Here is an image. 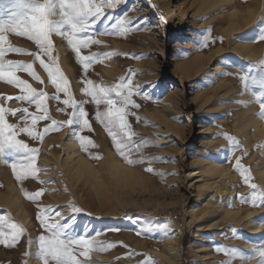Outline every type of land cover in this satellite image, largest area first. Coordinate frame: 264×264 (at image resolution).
Returning <instances> with one entry per match:
<instances>
[{
  "label": "rangeland",
  "instance_id": "1",
  "mask_svg": "<svg viewBox=\"0 0 264 264\" xmlns=\"http://www.w3.org/2000/svg\"><path fill=\"white\" fill-rule=\"evenodd\" d=\"M129 4L136 9H143L129 13L133 21L146 17L149 27L146 31L142 30L124 38L97 37L102 45L92 46L84 51V55L89 52H116L119 55L94 64L88 70L87 78L112 85L121 78H127L130 71H133L135 86L151 97L148 100L140 96L134 97L135 102L140 105L138 109H132L133 115L129 116V122L138 134L135 139L148 140L159 145L144 147L146 157H158L172 162L126 166L116 153L111 137L95 120V106L86 104L85 109L89 112L93 130L89 132L85 129L79 134L89 136L98 145L92 151L103 159L97 162L85 152L83 154L93 167L105 163L108 169L110 154L114 153L126 166L131 177L128 186L118 184L113 177L107 178L108 185L102 190L104 205L100 208L93 189V178L89 174H73L64 166L68 157L65 142L71 130L65 127L57 131L47 120H40L37 128L43 135V141H32L30 146L40 150L37 166L48 169L47 172L39 174V180L52 183L41 185L37 180L29 179L24 182V187L29 192H36L44 187L46 191L40 198V205L58 209L66 218L71 217L68 206L72 203L82 208L83 212L77 217L78 230L82 231L85 225L96 231L109 227L121 229L118 232L105 231L99 237L100 241L115 243L117 247L104 253L93 252L88 264H137V261L144 259L142 255L130 256V252L146 253L159 264H222L225 257L214 252V242L250 252L255 246L254 241L264 236V223L259 222L264 218V207L241 204L236 199L238 195H247L250 191L247 186H242V177L235 170L238 158H242L241 163L250 170L253 182L264 188L263 181L258 177L259 168L264 163V148L257 147L264 145V137H253L248 144L238 133L236 126L239 124L238 119L247 111L243 103H248V95L242 94L240 83L234 78L238 71L233 66L240 63L255 64L264 58V43L251 44L258 54L252 60L240 51L239 44L242 43L235 39L252 31L259 17L264 15L262 0H248L247 4L236 0L237 8L241 11L238 17L233 16V8L229 5L204 7L202 0H129ZM250 8H255V13L248 18L247 12ZM172 10L176 11L174 17L171 15ZM206 29L212 30L215 42L200 49L198 45L202 39L201 34ZM9 39L16 47L29 52L36 51L35 45L25 38L11 36ZM53 42L54 55L59 57V67L70 82L75 99L80 101L84 99L82 78L85 74L66 42L59 36H54ZM63 49L69 57L73 73H69L63 65ZM225 57L230 61L227 64L222 63ZM6 59L32 62V57L18 54H7ZM107 65L113 70L111 74L105 71ZM37 72L47 86L38 84L26 73L17 75L38 91L46 92L49 97L56 95L55 88L48 82L47 74L38 67ZM222 72H230L232 75L221 76ZM20 94L16 86L0 81V97H5L0 99V105L13 109L28 107L29 113L40 114L35 105L28 106L14 99ZM59 95L61 100L66 98L63 93ZM7 97L13 99H6ZM47 106L51 119L57 122L68 119L65 113L59 111L65 107L63 103L50 99ZM229 113L230 115H226ZM258 113L259 107L256 105L257 117ZM205 116L210 117L208 122L204 121ZM7 119L10 123L21 122L10 115ZM45 127L50 129L46 134L43 132ZM224 133L236 137L247 154L236 151L230 157L231 163L227 162L224 150L229 148V142L222 138ZM207 158H213L217 163L225 162L226 174L222 178L215 177L214 181L217 183L214 191L207 190L203 185L205 181H214L199 174V168ZM149 166L157 172L175 175H168L162 181L159 176L143 170ZM13 195L20 197V206H10ZM230 197L234 198L232 206L226 210L224 207V210L221 209L220 203L224 204ZM208 200L215 206L206 210ZM197 204L199 220H196L199 222L195 220L192 223L189 212ZM216 209L218 211L215 212ZM203 210L207 212L204 215ZM3 214H10L13 220L22 224L33 239L40 234L41 229L36 219L37 206L25 197L11 169L0 166V215ZM126 216L151 218L155 222L168 221L169 234H174V238L160 242L159 238L139 236L135 231L137 220H127ZM252 224L260 225L261 229L251 232L249 228ZM230 228L237 229L243 238L231 239L233 233L228 231ZM221 233H226L227 238ZM156 235L159 236L158 233ZM178 236L181 238V248L175 245ZM168 242H173V250L177 248L174 252L172 248L170 251L166 248ZM25 250L26 244L23 240L18 249L8 250L0 246V264H22V253ZM172 253L174 254L171 256ZM163 255L168 257L164 259ZM35 263L34 260L30 261V264ZM252 264H257V261H252Z\"/></svg>",
  "mask_w": 264,
  "mask_h": 264
},
{
  "label": "snow or ice",
  "instance_id": "2",
  "mask_svg": "<svg viewBox=\"0 0 264 264\" xmlns=\"http://www.w3.org/2000/svg\"><path fill=\"white\" fill-rule=\"evenodd\" d=\"M242 3L247 4L248 0H242ZM149 7L155 6L149 5ZM131 11H143V9H136L129 4V0H0V81L16 86L21 94L14 99L28 106L35 105L40 113H29L28 107L13 109L0 105V166L11 169L25 197L37 206L36 219L41 229L40 234L33 239L24 226L13 220L10 214L0 215V246L8 250L18 249V245L23 240L26 250L22 253V264H30L32 260L36 264H88L93 252L104 253L117 247L115 243L100 241L99 237L103 236L105 231H121L118 227L96 231L88 225H85L82 231L78 230L77 217L83 212L82 208L72 203L68 206L71 217L66 218L62 211L40 205V198L46 191L44 187L36 192H29L24 187V182L29 179L37 180L41 185L52 183V181L39 180V174L47 172L48 169L37 166L40 150L30 146L32 141L41 143L43 141V135L37 128L38 121L47 120L57 131L65 127L69 128L72 138L79 143L81 150L98 162L103 157L92 151L98 145L89 136L79 134L85 129L89 132L93 130L89 112L85 109L86 104H92L95 106V120L111 137L116 153L126 166L139 167L155 162H172L158 157H146L143 152L144 147H159V145L148 140L135 139L138 134L132 128L129 116L133 115L131 110L138 109L140 105L135 102L134 97L140 96L145 100L151 97L135 86L133 71H130L127 78H121L118 83L112 85L87 78L88 70L94 64L119 55L116 52H89L84 55V51L92 46L102 45L97 37L124 38L142 30L146 31L149 27L146 17L133 21L129 15ZM262 11H264V0H262ZM211 33V29H206L201 34L202 39L198 45L200 49L207 48L210 43L215 42ZM11 36L31 41L36 51L29 52L14 46L9 39ZM54 36H59L66 42L85 74L82 78L84 99L80 101L75 99L70 89V82L59 67L58 55H54ZM235 39L248 44L264 43V15L259 17L252 31ZM220 40L222 42V38ZM7 54L30 56L32 62L6 59ZM133 58L147 59V57ZM229 62L227 57L222 61L225 64ZM233 66L238 71V75L234 78L239 81L242 94L251 95V102L259 107L258 119L264 121V58L255 64L240 63ZM37 67L47 74L48 82L55 88L56 95L49 97L46 92L38 91L27 80L17 75L26 73L38 84L47 86L45 80L38 74ZM220 75L231 76L232 73L222 72ZM60 93H63L66 98L61 100ZM50 99L65 105L59 111L65 113L68 119L62 122L51 119L47 106V101ZM243 106L248 107L249 104L244 102ZM9 115L17 117L21 122L10 123L7 119ZM136 119L139 121L140 118L137 116ZM49 130V127H45L43 132L46 134ZM222 138L229 142V148L224 150L227 162L231 163L230 157L234 156L236 151L247 154L236 137L224 133ZM257 147L264 148V145ZM241 159L236 160L235 170L242 177V186H247L250 191L247 195H238L236 199L241 204L264 207V188L253 182L250 170L244 167ZM143 170L159 176L162 181L168 175H175V173L157 172L150 166ZM227 203L229 207L232 206L231 201ZM125 219L137 220L136 234L144 238H159L160 242L174 238V234H169L170 222L168 221L155 222L151 218L141 219L131 216H126ZM259 222L264 223V218H261ZM228 231L233 233L231 239L243 238L235 228H230ZM221 235L227 238L226 233ZM254 244L250 252L229 248L215 242L213 248L216 254L225 257L222 264H236L237 261L239 264H252V261L264 264V236L257 238ZM129 255L144 257L137 261V264H159L146 253L130 252Z\"/></svg>",
  "mask_w": 264,
  "mask_h": 264
},
{
  "label": "bare ground",
  "instance_id": "3",
  "mask_svg": "<svg viewBox=\"0 0 264 264\" xmlns=\"http://www.w3.org/2000/svg\"><path fill=\"white\" fill-rule=\"evenodd\" d=\"M202 2H203L204 7L205 6H209L211 8L219 7V6H222V5H229V6H231L233 8L232 9L233 10L232 14L235 17H238L240 15V13H241V11L237 8L236 0H202ZM254 13H255V8H250L248 10V12H247L248 18L250 16H252ZM171 15H172V17H174L176 15V11L172 10L171 11ZM241 43L242 44H239L240 51L243 54H245V56H247L249 59H252V60L256 59L258 54H257L256 50L253 48V45L248 44V43H244V42H241ZM65 51L66 50L63 49V53H64L63 54V58H62L63 59L62 60L63 65L69 71V73H73V70H72L73 68L71 66L69 57L67 56ZM105 71H106L107 74H111L113 70H111V66L107 65ZM251 101H252V97H251V95H248V104H249V106L247 107V111H245L244 116L242 118L238 119L239 120V124L236 126L237 130H238V133L241 134L244 137L245 141L248 144L251 142V139L253 137H256V136L264 137V121L258 119L257 115L255 114L256 104L252 103ZM209 120H210V117L209 116H205V120L204 121L208 122ZM65 151L68 153V157L66 159V163H65L64 166H66L70 172H72L73 174H76V175L89 174L93 178V180H94V188L93 189H95L96 196H97V201H99L100 208H102L103 205H104L103 201H102L103 200V196H104L102 190H103V187L108 185L107 178L113 177L118 184H121L122 186H126V185L128 186L129 179L131 177L128 174V170L126 169V166L124 164H122L117 159V157H116V155L114 153L110 154L109 163H107L108 166H109L108 169L106 168L105 163H101L99 166L93 167L91 165L90 161L83 154V151L81 150L80 145L77 143V141L74 138H72L71 134L68 136V139L65 142ZM199 170H200L199 174L202 177H210L213 181H214L215 177H221L222 178L226 174L225 162L223 161L221 163H217V162L214 161L213 158L205 159L204 163L201 165ZM258 177L264 183V163L259 168ZM216 183L217 182H215V181L214 182L205 181L203 185H204L205 188H207V190L214 191ZM14 186H15V184H14ZM233 200H234V198L230 197L229 199L226 200V202L224 204L220 203L221 204V209H223L222 207H224L225 210L228 209L229 204L227 202L231 201V203H232V202H234ZM20 204H21L20 197H18L17 195H13L12 200L10 202V206L11 207H16V206H20ZM216 204H218V203H216ZM214 206L215 205H214V203L211 202V200H208L206 202V208H207L206 210H208L209 208H212ZM197 208H198V204L196 206H194L191 209V211L189 212V214H190V216L192 218V220H191L192 223L195 222V220L197 219V216H198ZM218 209H219V207H218ZM204 210H203V215H204V212H205ZM212 210H214V209H212ZM199 211H201V210H199ZM216 211H218V210L216 209L215 212ZM205 213H207V212H205ZM200 214H201V212L199 213V215ZM231 217H233V215ZM197 220H199V219H197ZM197 222H199V221H197ZM249 229H250L251 232H255V231L260 230L261 226L252 224ZM176 230H177V228H176ZM129 240L130 239L128 238L127 241H129ZM199 241H201V240H199ZM174 242H175V240H174ZM172 243L173 242H168L167 245L165 244L166 248L168 247L169 251H170L171 248L173 250ZM175 245L177 247L181 248V238H179V236H178V242ZM199 246H201V245H199ZM176 249L177 248H175L174 250H176ZM197 249H199V248H197ZM172 250H171V252H172ZM174 250H173V252H174ZM127 251H129V250H127ZM177 253L179 254V252H177ZM173 254L174 253H172L170 255L172 256ZM175 254H176V252H175ZM167 255L169 256V254H167ZM167 255H165V256L163 255L165 257L164 259H166L168 257ZM162 260H163V257H162ZM114 261H115V258H114ZM118 264H120V263H118Z\"/></svg>",
  "mask_w": 264,
  "mask_h": 264
}]
</instances>
